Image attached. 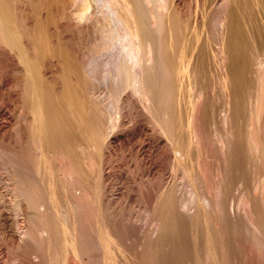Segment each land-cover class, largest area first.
<instances>
[{"label": "bare ground", "instance_id": "6f19581e", "mask_svg": "<svg viewBox=\"0 0 264 264\" xmlns=\"http://www.w3.org/2000/svg\"><path fill=\"white\" fill-rule=\"evenodd\" d=\"M34 238L48 264H264V0H0V239L40 264Z\"/></svg>", "mask_w": 264, "mask_h": 264}, {"label": "rangeland", "instance_id": "374dc122", "mask_svg": "<svg viewBox=\"0 0 264 264\" xmlns=\"http://www.w3.org/2000/svg\"><path fill=\"white\" fill-rule=\"evenodd\" d=\"M169 174H170V175L173 174V173H171L170 169H168V174H167V175L169 176ZM179 174H180V172H178V174L176 175L177 178H178V179H183V180H184L183 175H182V174L179 175ZM167 175H166V176H167ZM181 175H182V177H181ZM168 176H167V177H168ZM179 176H180V177H179ZM168 179H171V176H170V178H168ZM183 180H182V181L179 180V182L182 183V184H181V187H182L183 189L186 188V189L184 190V192L186 193L187 186H186V184L184 185L185 187L183 186V184L185 183V182H183ZM162 182H163V181H160V183H162ZM160 183H159V184H160ZM162 184H163V183H162ZM157 185H158V184H157ZM157 185H156V186L152 185L150 188H151V189H155L156 187H158ZM160 185H161V184H160ZM179 186H180V183H179ZM181 187H179V191H180V190H181V191L183 190ZM150 188H149V191L151 190ZM180 188H181V189H180ZM151 191H152V190H151ZM151 191H150V192H151ZM150 192H149V193H150ZM184 192H181L180 194H181V196L184 195L185 198H186V197H187V195H186L187 193L185 194ZM184 196H182V198H183ZM185 198H184V199H185ZM12 208H13V207H12ZM12 208H10V212L12 213V215H11V219H14L16 216H15V212H14V211H11ZM12 210H13V209H12ZM29 210H30V208H29ZM13 214H14V217L12 218ZM25 215L28 216L27 218L32 217V218H35V219H33V220H31L32 218L26 219V218H25V217H26ZM22 217H24V219H26V222H27L28 220H29V221L26 223L25 220H24ZM19 218H20L21 220H20ZM17 219H18L19 223H21L22 220L25 222V224H24V222H22V225L24 224V228H27V227H28L29 225H31V224H32V225H35L36 223H37V224L39 223V225H40V227H41L43 221H45V220H43V219H45V218H40V217L36 216L35 214H34V215H33V214L31 215V213H30V214H29V213H28V214L26 213V214L22 215L21 217L19 216ZM46 220H47V219H46ZM83 220H84V219H83ZM34 221H36V222H34ZM38 221H39V222H38ZM28 223H31V224L27 225ZM37 227H39V226H37ZM37 227H36V225H35V226H31V228H30V226H29V228H30L32 231H34L35 229H37ZM40 227H39V228H40ZM81 227H83V226L81 225ZM81 231H82V229H81ZM36 232H39V229H38L37 231H36V230L34 231V233H35V236H34V237H37V236H36ZM39 239H40V238H38V240H39ZM34 240H35L36 242H38V240L35 239V238H34V239H31L30 242L27 243V246H26V245L24 246V249H25V247H27V248H26V251L23 250V251H25V252H23V254H26L30 249H36V250L39 249L38 251H41L40 253H41L42 258H43L42 263H44V264L47 263V264H48V263H49V260L47 259L48 257L45 258V256H47V253H46V252H49V250L51 249V248H49V245H50V244L45 245L44 243L47 244V242H44V240L41 239L42 241L39 240V242H40V243L43 242L44 246H43V244H39V242H38V244H39V245H38V244H36V242H35ZM1 241H2V239H0V242H1ZM33 241H34V242H33ZM6 243H7V242H4V240L0 243V245L2 246V247H1V248H2V251H1V249H0V252H1V253H0V257L3 256L2 254H5V253H6V254L1 258L2 261L5 262L6 264H14V263L16 264V262H15L13 259H14V255L16 254L15 252H17V251H16V249H14L15 252H13L12 249L14 248V246H11L9 243H7V244H6ZM34 243H35V244H34ZM2 244H3V245H2ZM29 244H30L31 248H29V247H30V246H28ZM32 244H33V246H32ZM36 245H37V246H36ZM40 245H41V246H40ZM4 246H5V248H4ZM42 246H43V248H42ZM8 247H9V248H8ZM6 249H7V250H6ZM28 249H29V250H28ZM46 250H48V251H46ZM21 251H22V250L20 249V252H21ZM21 253H22V252H21ZM6 255H7V256H6ZM11 255H12V256H11ZM7 257H8V258H7ZM71 257H72V256H70V258H68V262H69V263L67 262L68 264H80V263H81L79 260H77V258L75 259L74 256H73L72 258H71ZM10 258H11V259H10ZM12 258H13V259H12ZM44 258H45V260H44ZM6 259H8V261H5ZM74 259H75V260H74ZM9 260H10V261L13 260V262H12V261L9 262ZM72 260H73V261H72ZM43 261H44V262H43ZM45 261H46V263H45ZM47 261H48V262H47ZM78 261H79L80 263H79ZM42 263H40V264H42ZM81 264H82V263H81Z\"/></svg>", "mask_w": 264, "mask_h": 264}]
</instances>
